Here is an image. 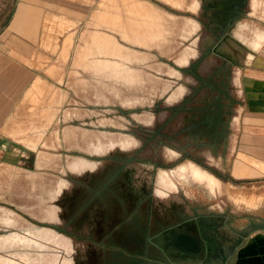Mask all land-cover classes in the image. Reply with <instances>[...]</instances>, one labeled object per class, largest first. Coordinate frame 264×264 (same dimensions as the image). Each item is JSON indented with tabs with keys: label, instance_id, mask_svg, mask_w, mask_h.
<instances>
[{
	"label": "rangeland",
	"instance_id": "374dc122",
	"mask_svg": "<svg viewBox=\"0 0 264 264\" xmlns=\"http://www.w3.org/2000/svg\"><path fill=\"white\" fill-rule=\"evenodd\" d=\"M212 2L0 0V51L10 58L0 63L17 65L25 49L36 71L0 129V264H201L133 248L135 238L145 245L151 214L140 225L127 210L126 167L139 198L147 192L138 205L155 187L163 220L260 206L264 179L243 178L262 176L264 163L241 152L249 124H264V102L249 94L264 76L261 50L239 66L214 51L227 35L251 41L264 18H249L244 0L223 34Z\"/></svg>",
	"mask_w": 264,
	"mask_h": 264
},
{
	"label": "crops",
	"instance_id": "0c3cea01",
	"mask_svg": "<svg viewBox=\"0 0 264 264\" xmlns=\"http://www.w3.org/2000/svg\"><path fill=\"white\" fill-rule=\"evenodd\" d=\"M246 2H243L242 6L244 4L246 5ZM245 5L244 7H246ZM257 17L264 18V0H251L250 2L249 18L257 19ZM237 19L238 17H236L234 21ZM257 33H260L262 36H264V31H256L251 41L246 40L242 34L237 33L235 36H240L242 39H239L254 51H258L259 49L261 50V54L259 55L260 62L257 61L256 64L261 66L263 65L264 67V40L260 46L257 47L255 43V36ZM1 35L2 33L0 36ZM26 54L27 52L25 49L20 52V57L22 59L20 58L18 64L16 65L9 62L10 58H8V54H6L5 51H0V60H4V58L9 59L8 62H4L3 64L0 63V129L3 127L2 124H4L5 120L8 122V120L11 119V114H14V111H16L24 96L26 95L27 90L35 81L34 76H36V71L27 67L25 62L27 58ZM254 54L256 56V53ZM259 69L264 71V68ZM258 81L260 86L259 90L256 92L250 91L249 94L258 97L261 102H264V76L258 78ZM256 97H254V99H256ZM261 106L264 108V104ZM256 117L264 119V113H261ZM249 125L252 127H250L247 132L246 142L243 145V150L241 153L255 156L258 158V160L264 163V124ZM81 135H83V133L77 130H73L68 133V137L70 138H75L78 136L79 138H83ZM4 139H7V137L0 134V140ZM142 169L148 172L146 168ZM134 174L135 170L133 168L126 167V169L123 171V175L120 177V180L124 181L126 184L128 198H132L134 195H137L139 198L138 184H136V178ZM256 178L264 179V174L255 178H243V180ZM262 182L264 183V180ZM260 187H264V184L260 185ZM126 191L123 192L126 193ZM146 194L147 192H145V194H143V196L138 199L135 206L130 205V201L127 198V210L132 211ZM151 194L153 212L155 213V216L159 218L161 223L168 224L179 220L178 218L177 220L172 221V216L169 214L164 216V220L166 219L164 221L159 215H157L155 212V187L153 188ZM262 207H264V201L257 209H248L247 211L252 214H247L244 217H235L231 215L228 216L218 213H193V209L190 214H186L185 219H189V221H192V225H194L195 228L200 229L199 233L201 234V237H207L211 239V246L209 250H207V248L193 250L195 251L194 253L198 251L200 252H198V258L200 257L199 262L202 264H264V238H259L260 240L253 239L259 234H262V237H264V214H254L256 212L260 213ZM181 211L182 209L180 208L177 210V213L181 215ZM185 212L186 211L183 210V214H185ZM145 216L146 204L143 203L135 212L134 217L138 221L144 223ZM99 219L101 220V218ZM153 224L157 225V222L153 221ZM100 226H102V221L100 222ZM208 258L215 260L211 263H208Z\"/></svg>",
	"mask_w": 264,
	"mask_h": 264
},
{
	"label": "flooded vegetation",
	"instance_id": "af4514ba",
	"mask_svg": "<svg viewBox=\"0 0 264 264\" xmlns=\"http://www.w3.org/2000/svg\"><path fill=\"white\" fill-rule=\"evenodd\" d=\"M212 1H213L212 4L214 5L215 9L214 8L211 9V14L209 16L214 20V22L217 21L219 25H222L224 27V29L222 28L217 29V31L220 30L223 32V34H225V31L227 30L226 27L231 26L230 24L234 20L232 17L237 15L238 12L237 8L242 6L244 0H212ZM225 3L228 4L226 5ZM218 12L222 13L219 14V16L222 17L221 19H218L216 16V13ZM255 37H256L255 43L256 45H258V37L257 36ZM220 67L221 66L215 69H220ZM214 72L215 71H212L211 73L213 74ZM207 117L208 116H206L205 119ZM213 123L215 129L210 132L209 136L213 140L214 139L218 140L219 137L223 134V131L217 130L218 121L215 120L213 121ZM196 143L200 144L203 142L197 141ZM140 203L141 201L138 204ZM138 204L133 210V217L135 212L141 206ZM146 204H147L146 211H149V214L152 215V216L150 215V218L148 217L147 219L146 243L145 245L140 246L139 245L140 241L134 237L136 244L134 243L132 245L133 248L138 251L144 250L145 252L148 249H150L151 256L160 259V261L176 260V261H183L188 263H194V262L200 263L199 262L200 257L198 258L200 252L198 251L199 253L198 252L194 253L195 251L193 250H199L200 248L203 249L207 248V250H209L211 246L210 245L211 239L207 237L206 238L201 237V234L199 233L200 229L195 228V226L192 225V221H189V219L188 220L185 219L186 214L181 215L179 220H177L174 223H168V224L161 223L159 221V218H157L155 216V213L153 212L151 193H150V201H148V203L146 202ZM153 221H156L157 225H154ZM138 223L141 225L142 222L139 221ZM141 230H142L141 233L145 234L143 229ZM130 234L133 236V233ZM209 259L210 258H208L207 260L208 263H211L212 261L215 260V259L213 260L211 259L209 260Z\"/></svg>",
	"mask_w": 264,
	"mask_h": 264
},
{
	"label": "bare ground",
	"instance_id": "6f19581e",
	"mask_svg": "<svg viewBox=\"0 0 264 264\" xmlns=\"http://www.w3.org/2000/svg\"><path fill=\"white\" fill-rule=\"evenodd\" d=\"M150 11V10H149ZM152 11V10H151ZM119 22V21H118ZM114 24H112L113 26ZM118 26V25H117ZM169 26V25H168ZM110 27V26H109ZM114 27V26H113ZM124 27V26H123ZM122 28V27H121ZM132 28V26H131ZM138 28V27H137ZM131 31V29H130ZM125 32V31H124ZM155 37V36H154ZM140 39V38H138ZM104 41V40H103ZM105 42V41H104ZM261 42V41H260ZM195 43V42H194ZM106 52V51H104ZM110 53V51H109ZM215 53L222 58L228 60L230 63L235 64L236 66L243 65L247 63L249 60H252L255 58V51L251 49L249 46H247L242 40L237 38L235 35H229L226 38L223 39L222 42H220L215 49ZM79 59V58H78ZM134 81H139L142 83H146L148 81H145V79H134ZM136 86V85H135ZM117 93V92H116ZM115 93V94H116ZM121 94V93H120ZM121 100H126L124 95L120 96ZM50 157V156H47ZM45 157V158H47ZM40 159V158H39ZM48 159V158H47ZM204 170H201V173ZM254 239V238H253ZM257 239V238H256ZM261 239V238H260Z\"/></svg>",
	"mask_w": 264,
	"mask_h": 264
},
{
	"label": "water",
	"instance_id": "95a60500",
	"mask_svg": "<svg viewBox=\"0 0 264 264\" xmlns=\"http://www.w3.org/2000/svg\"><path fill=\"white\" fill-rule=\"evenodd\" d=\"M215 52V51H214Z\"/></svg>",
	"mask_w": 264,
	"mask_h": 264
}]
</instances>
